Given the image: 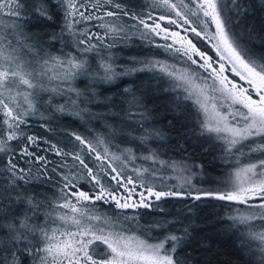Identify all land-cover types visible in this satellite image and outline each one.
I'll return each mask as SVG.
<instances>
[{"label": "snow or ice", "instance_id": "snow-or-ice-1", "mask_svg": "<svg viewBox=\"0 0 264 264\" xmlns=\"http://www.w3.org/2000/svg\"><path fill=\"white\" fill-rule=\"evenodd\" d=\"M26 3L0 0V25L8 30H0V153L5 154L0 168V264H182L177 249L189 236L187 228L182 235L168 232L156 238L151 232L167 228L170 221L144 227L123 211L108 216L97 208L101 202L120 210L147 209L153 200L168 197L242 206L224 219L234 228L243 226L241 236L259 241L264 253V27L238 28L252 7L240 0H150L152 11H137L120 0H37L32 9L37 22H51L53 7L63 17L60 32L44 39L27 30L32 17ZM157 9L162 10L158 16ZM260 10L264 12V0ZM4 16L11 22L3 24ZM92 22H98L93 26L103 32H92ZM135 33L149 43L160 37L166 43L155 47L182 58L185 66L137 61L144 68L117 71L108 56H102L90 70L88 53L111 49L117 38L128 39ZM108 38L113 42L105 43ZM56 42L63 47L54 53L50 49ZM197 42L210 46L214 55ZM69 45L73 51H64ZM142 70L158 71L171 82L170 91L180 90L181 102H190L200 136L215 142L228 166L223 175L206 174L202 165L163 160L151 148L140 157L131 148L117 154L99 135L89 139L66 133L69 148L24 131L30 117L51 119L40 110L45 105L52 113L82 118L87 109L78 105L96 100V92L89 87L85 94L73 87L80 76L93 84H112ZM53 82L57 83L53 86ZM44 92L53 95L41 100ZM123 92L131 97L129 108L137 109L129 115L148 119L143 99L131 87ZM53 96H67V104L54 105ZM44 127L53 131L47 124ZM152 138L163 139L164 134L144 129L139 140L147 145ZM13 141L19 142V152ZM42 144L47 148L37 154ZM44 152L58 161L49 160ZM16 155L28 158L29 166L21 167ZM138 159L150 165L134 166ZM169 168L183 181L176 187L187 185L189 191H157L154 185H145L148 177ZM53 177L55 200L41 193L37 184ZM200 183L208 184V190L198 187ZM137 186L145 191L133 200Z\"/></svg>", "mask_w": 264, "mask_h": 264}, {"label": "trees", "instance_id": "trees-1", "mask_svg": "<svg viewBox=\"0 0 264 264\" xmlns=\"http://www.w3.org/2000/svg\"><path fill=\"white\" fill-rule=\"evenodd\" d=\"M36 2L37 0H27L26 3L29 10L28 15L32 17V23L28 25L27 30L44 39L53 33L58 34L63 21L60 12L53 7L51 8V22H37L36 18L32 16V9ZM120 2L135 6L137 11H152L148 7L150 0H120ZM240 3L252 7V12L242 20L238 28L251 25L259 30L264 27V12L260 10L261 0H240ZM161 11L157 9L154 14H161ZM125 20L120 23H125ZM93 25L95 22L89 25L91 31L95 29L103 32V29H96L98 27ZM64 39L67 43V33H65ZM112 42L111 38L105 41V43ZM155 44L164 43L157 37L154 38V43H149L148 40L141 39L138 33L130 34L128 39L117 38L111 49L101 47L99 52L94 51L87 54L90 70H95L102 56H108L117 71L130 67L144 68V64L137 63V61L161 60L179 67L185 66L182 58H177L164 49L155 47ZM197 46L209 51V54H213L210 46L206 48L200 42H197ZM61 47L63 45L56 42L50 50L56 53ZM64 51H73V49L69 45L64 48ZM55 83L57 82H53V86ZM170 85L171 82L167 77L152 70L136 71L132 75L121 76L112 84H93L90 78L80 76L72 82V86L85 94L89 87L94 88L96 92V100L78 105L79 108L87 109L81 113L82 118L76 115L52 113L45 105L40 110L45 117H51V119L44 120L38 115L30 117L28 125L24 126V131L28 135L50 139L54 143L59 141L61 147L69 145V148V137L66 133L76 132L89 139L99 135L104 138L111 151L117 154H120L124 149L131 148L137 157H140L147 154L146 148H151L158 152L163 160L184 162L189 166L202 165L206 174L213 177L223 175L228 166L220 159L221 153L218 146L215 142L200 136V129L190 102H181L180 90L170 91ZM62 87H67V85H62ZM125 87H131L136 96L143 99L148 119H142L139 114L129 115L130 112L136 113L137 109L129 108L131 97L123 92ZM52 95L44 92L41 93L40 98L47 100ZM67 99V96H53V104H67ZM45 124L48 129L53 131H48L44 127ZM144 129L159 131L164 134V138H152L147 145H143L139 137L144 134ZM18 143L17 141L12 142V147L16 152H19ZM43 148H47V145L42 144L41 148H37V154H40ZM44 155L49 160L58 161L59 159L48 152H44ZM4 159L5 154L0 153V168L3 167ZM27 159H21L19 155L15 156V160L19 161L21 167L29 166L25 163ZM141 164L149 166L150 162L140 159L134 162V166ZM35 170L36 168L33 166V171ZM192 171L195 173L197 169L193 167ZM184 175L187 176L188 173L185 172ZM196 182L193 180V183ZM182 183L178 172L171 168L161 170L155 177H148L145 180L146 186L154 185L155 189L189 191L187 185L176 187ZM37 184L41 193L49 199L55 200L57 195L55 177L51 181H40ZM198 187L208 190L209 185L200 183ZM85 190L88 189L85 188ZM152 203L153 206L147 209L141 207L120 210L115 209L112 204L97 202V208L108 216L123 211L124 215L136 217L139 225L144 227L155 221H170L167 228H156L151 232V236L156 238H163V235L168 232L182 235L183 229L187 228L189 236L182 240L177 249L182 264H264V253L260 250L259 241L251 240L247 236L242 237L243 226L234 228L231 226V221L224 219L233 208L242 206H229L225 202L215 200L194 201L177 197H168L161 201L153 200ZM159 209H163V211H159Z\"/></svg>", "mask_w": 264, "mask_h": 264}, {"label": "rangeland", "instance_id": "rangeland-1", "mask_svg": "<svg viewBox=\"0 0 264 264\" xmlns=\"http://www.w3.org/2000/svg\"><path fill=\"white\" fill-rule=\"evenodd\" d=\"M160 13H158V14H155V15H159ZM11 22V19L10 18H8L7 16H4L3 17V24H8V23H10ZM96 23H98V22H95V24ZM81 27H83L84 25H80ZM169 27L170 28H173V26H171V25H169ZM96 29H99V28H96ZM0 30H3V31H5V32H7L8 30L6 29V28H4L3 27V25H0ZM101 30V29H100ZM92 32H99V31H96L95 29H93L92 30ZM158 39H160L163 43H166L164 40H162L160 37H157ZM213 55H214V53H213ZM178 68H182V67H179V66H177ZM173 175H175V174H173ZM178 185H180V184H178ZM181 189V188H180ZM155 190H157V191H168V190H170V189H155ZM121 191H123V190H121ZM142 191H145V189H143V188H140L139 186H137L136 187V192L133 194V196H132V199L133 200H135V199H137L138 198V193H140V192H142ZM172 191H174V190H172ZM179 191H181V192H184V191H182V190H179Z\"/></svg>", "mask_w": 264, "mask_h": 264}]
</instances>
